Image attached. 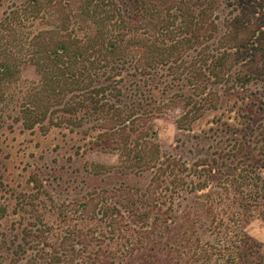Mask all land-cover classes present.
<instances>
[{
    "label": "trees",
    "instance_id": "trees-1",
    "mask_svg": "<svg viewBox=\"0 0 264 264\" xmlns=\"http://www.w3.org/2000/svg\"><path fill=\"white\" fill-rule=\"evenodd\" d=\"M0 108V126L85 128L118 173H149L56 207V225L30 175L12 212L34 220L9 232L0 171V264H119L145 250V264H264L244 231L264 218V0H0ZM171 108L189 136L163 153L153 120Z\"/></svg>",
    "mask_w": 264,
    "mask_h": 264
},
{
    "label": "rangeland",
    "instance_id": "rangeland-1",
    "mask_svg": "<svg viewBox=\"0 0 264 264\" xmlns=\"http://www.w3.org/2000/svg\"><path fill=\"white\" fill-rule=\"evenodd\" d=\"M24 78H35L32 68L25 71ZM8 111L13 115L12 110ZM177 114L176 108L166 109L153 120L163 153H176L178 151L176 141H185L189 136L177 130L175 124ZM5 118L0 126V171L8 189L5 193V201L9 203V213L3 220L2 230L12 232L11 222L25 224L28 220H34L32 216L22 211L18 210L17 214L12 212L24 202V196L27 197L33 190L28 182L30 175L35 174L48 193V195L42 194L44 205L39 209V216L53 225L59 223L56 216L57 208H72L78 205L82 196L94 187H111L121 182L140 186L147 183L149 173L122 175L113 167L117 163L115 154L90 149L85 128L77 132H68L63 128H50L46 132L38 128L30 131L20 122H13L9 117ZM201 124L204 127L203 123ZM191 142L192 139L186 141L184 148L189 147ZM202 144L206 147L208 142ZM91 162L102 164L109 169L94 174L87 171L90 170ZM47 198L51 200L50 203ZM244 231L256 240L264 242V218H248L244 222ZM146 252L147 250L138 252L119 264H145L148 256ZM169 256L174 257L170 253ZM184 259L185 257L182 260Z\"/></svg>",
    "mask_w": 264,
    "mask_h": 264
}]
</instances>
